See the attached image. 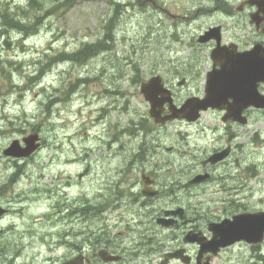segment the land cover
Returning a JSON list of instances; mask_svg holds the SVG:
<instances>
[{
	"label": "rangeland",
	"instance_id": "obj_1",
	"mask_svg": "<svg viewBox=\"0 0 264 264\" xmlns=\"http://www.w3.org/2000/svg\"><path fill=\"white\" fill-rule=\"evenodd\" d=\"M200 2L0 0V206L22 210L0 218V226H16L0 239V264H10L19 250L16 264H48L51 258L57 264L83 243L126 250L127 261L135 264H157L176 235L158 225L159 212L179 203L204 224L231 210L224 199L236 182H244L249 195L234 205L236 210L264 209L263 110L252 108L249 129L240 131L245 146L233 160L241 155L244 167L232 163L214 174L224 180L183 188L210 149L212 132L188 128L181 119L157 125L141 91L144 81L160 75L177 106L189 97H204L209 47L196 42L200 28L189 18ZM214 21L212 16L203 20ZM182 79L186 82L180 85ZM201 121L207 126L222 120L209 109ZM186 130L192 133L188 139ZM149 131L150 171L166 189L175 186L182 199L173 201L176 196L166 193L150 202V236L149 209L132 203L125 189L140 175L134 167L147 164ZM31 133L42 142L35 154L22 160L4 155L13 140L22 142ZM19 168L23 173L11 180ZM76 207L75 215L67 216ZM68 227L70 246L67 236L61 237ZM214 264H264V243L255 248L239 242Z\"/></svg>",
	"mask_w": 264,
	"mask_h": 264
},
{
	"label": "flooded vegetation",
	"instance_id": "obj_2",
	"mask_svg": "<svg viewBox=\"0 0 264 264\" xmlns=\"http://www.w3.org/2000/svg\"><path fill=\"white\" fill-rule=\"evenodd\" d=\"M197 1L201 2L199 6L195 8V16H189V18H193L195 22H198L197 25H199L200 28L199 33L195 35L196 42L202 47H209V50H206L210 56L209 71H220V69L223 68L222 63L220 62L221 60L225 61L230 58L240 60V56L245 54V52L250 51L255 46L259 48L261 52L260 56L264 58V0ZM210 16L215 18L214 22H203L204 19ZM213 27H218V30L214 33H211L208 40L203 39L204 36H209V29ZM181 39H183V36H181ZM217 49H221V51L219 52V54L215 53L213 55V53ZM240 63L241 62H237L233 65H238L237 68H239ZM259 89L261 93H264V82L260 84ZM230 103H234L233 97L227 98L226 105ZM211 110L218 112L221 115L222 121H213V123H209V125L207 126L202 125L201 119L203 116L195 121H190L186 118H182L181 120L183 121H179L184 123L188 128H196V130H198L200 133L207 132L208 130L212 132L210 149L205 151V156L201 158L200 161L195 164V166L192 167V172H194V174L189 179V181H185L183 188H191L192 186L200 185L203 182L209 181L213 178L224 180L225 177L220 175L215 176L214 174H217V171L221 168L223 170H229V165H231L232 163L237 167H244L243 165H241L244 158L239 155L237 159L233 160V155L236 152H240L241 150L243 151V147L245 146V144L240 142V131L242 129H249L250 121H237L232 118H230L229 120H224V117L228 114V110L226 108L215 107ZM250 110L251 108L246 107L242 111V117H246L249 119ZM168 113L169 111L165 110L163 112V115H166ZM154 122L157 125L162 126H166L171 123V121H166L164 123L156 121ZM198 127H200V129H198ZM191 134L192 133L189 130H186L183 133L186 139L190 138ZM195 146L198 149L201 144L197 142ZM245 149L249 151V147H246ZM226 151L228 153L224 157L216 160L215 162H208L209 158L218 156ZM140 153L143 152L139 151L136 153L137 158L142 156ZM134 169L137 171L139 170L140 175L136 176V178L130 181H127L125 183V189L130 190L129 197L131 198L132 203L136 204L140 202L139 204L143 206L145 205V207L149 209L146 212V221L148 226L147 232H149L148 235L150 236V202H152V204L155 203L158 198L165 197L166 193L176 196L177 199L173 201L182 200L180 197H178L177 194L175 195L177 191V188L175 186L166 189V187H164V185L162 184V180L158 177H155L153 175V172L150 171V131L148 133L147 139V164L145 166H135ZM154 171L157 172V169H154ZM203 173H207V180H197L196 176ZM231 179L233 178L231 177ZM236 183L237 185L231 186L232 189L230 188L227 197H225L224 199L225 201H227V203L225 201L223 202L228 204L231 207V210L227 211L226 215L221 216L222 218L218 217L213 220H205L203 222L204 224H197L198 220H195V218L189 215V210L187 207L174 202L169 203L167 205L168 208L165 207L161 212H159V214L156 216V222L158 223V225L167 228L168 231L176 233V235L174 236V238L170 239L172 241V244H170L169 246H165L164 241L159 242L162 243L165 248L160 251L162 255L159 257L157 264H214V261L217 257L213 258L212 253L200 252V244L198 242L192 243L191 241H188V234L201 238L205 237V241H207L212 236V232L209 230L210 224L221 222L225 218H231L240 213H257L260 211H264V209L258 208H241L239 210H236L235 207L237 206V203L242 204L241 200L249 196L246 195L244 190L247 185L244 182ZM241 185H244L243 189H240ZM225 190H227V188H225ZM150 193H155L156 195L150 196ZM119 195H121V193H119ZM12 199L16 202L20 201V198ZM183 204L186 206L185 203ZM235 204L236 206L234 207ZM6 208L8 210L6 215L22 211L20 209H14L10 207ZM88 208L89 207H85V211H87ZM180 208L184 209V214L182 215V217L179 213H174ZM75 210L77 212L79 209L77 207L76 209L70 208L67 216H69L70 214L75 215ZM100 211H105V207L100 208ZM84 215H86V212ZM160 220L163 221L160 223ZM69 227L64 229V232H61V237L67 236L66 239L68 242L66 243L70 246L72 244V241H70V236L73 233ZM14 228H16L15 224H12L9 228L0 226V239L6 236V234L10 233L9 231L13 232ZM85 244L86 243L77 244V248L74 249L71 254L65 256L62 261L57 264H64L74 258H80V264H135L127 261L126 250L117 251L114 250V247L109 245L95 248L86 246ZM103 248L116 255L118 258L116 260H104L100 255L101 249ZM147 250L150 253V239L147 243ZM137 253V249L132 250L133 255ZM20 255L21 250L14 253L11 258L8 259L10 261V264H16L17 260L20 258ZM172 255H178L180 256V258H171L170 260H167V256L171 257ZM52 260L54 259H49L48 264H55L54 262L52 263ZM165 260L167 262H165ZM22 264L40 263L33 260L29 261L28 263L24 261Z\"/></svg>",
	"mask_w": 264,
	"mask_h": 264
},
{
	"label": "water",
	"instance_id": "obj_3",
	"mask_svg": "<svg viewBox=\"0 0 264 264\" xmlns=\"http://www.w3.org/2000/svg\"><path fill=\"white\" fill-rule=\"evenodd\" d=\"M212 31H216V29ZM209 37L210 34L205 39L207 40ZM220 51L221 49H217L213 54H219ZM260 55L259 48H255L253 51L240 56V60L233 58L221 60L223 68L208 74L205 88L206 96L202 99L198 97L189 98L181 107L174 103L172 91L165 86L162 77L160 75L152 77L141 85V91L151 105L150 114L156 122L164 123L175 118H187L194 121L200 117L201 111L219 107L228 110L224 120L232 118L237 121H246V118L242 117V111L246 107L264 108V95L258 90L259 83L264 81V58ZM237 62H241L239 68H237L238 65H233ZM184 82L185 80H182L179 84L182 85ZM228 97H233L234 103L226 105ZM166 103H169L171 113L164 116L162 113ZM39 139V135L36 133L24 138L26 147H22L20 141L15 140L5 150V154L16 157L29 156L40 146ZM227 153L226 151L218 156H213L211 160L215 162ZM201 178H197V180ZM153 195L155 193H150V196ZM5 212V209L0 208V216ZM174 213L182 215L183 211L179 209ZM210 228L214 232V238L210 242L198 240L202 245V253L213 251L214 254H217L221 247H227L241 240L259 243L264 239V212L237 215L233 220L226 219L220 224H212ZM187 239L196 240L192 235H189ZM106 254L105 251L101 252L104 259L109 260L110 258ZM64 264H79V259H72Z\"/></svg>",
	"mask_w": 264,
	"mask_h": 264
},
{
	"label": "trees",
	"instance_id": "obj_4",
	"mask_svg": "<svg viewBox=\"0 0 264 264\" xmlns=\"http://www.w3.org/2000/svg\"><path fill=\"white\" fill-rule=\"evenodd\" d=\"M6 22L10 24V23L13 22V21H12V19H9V20L6 19ZM16 25H17V24L15 23V26H16ZM23 26H25V25L20 23V27H19V26H16V27H19L20 29H23V28H22Z\"/></svg>",
	"mask_w": 264,
	"mask_h": 264
},
{
	"label": "bare ground",
	"instance_id": "obj_5",
	"mask_svg": "<svg viewBox=\"0 0 264 264\" xmlns=\"http://www.w3.org/2000/svg\"><path fill=\"white\" fill-rule=\"evenodd\" d=\"M70 197V196H69Z\"/></svg>",
	"mask_w": 264,
	"mask_h": 264
}]
</instances>
